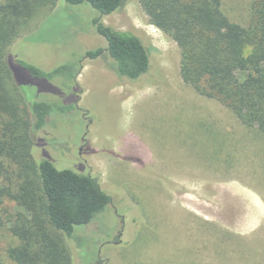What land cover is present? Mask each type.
I'll return each instance as SVG.
<instances>
[{"label":"rangeland","instance_id":"obj_1","mask_svg":"<svg viewBox=\"0 0 264 264\" xmlns=\"http://www.w3.org/2000/svg\"><path fill=\"white\" fill-rule=\"evenodd\" d=\"M252 2L223 0V11L246 26ZM96 18L137 35L159 79L133 86L103 60L84 58L85 46L105 44ZM11 50L44 71L69 67L46 81L20 70L27 101L53 106L36 133L35 159L97 176L112 198L67 239L73 264H264V136L183 82L177 43L151 24L139 0L102 17L89 4L58 0L28 22ZM21 210L0 202V264H14L10 227Z\"/></svg>","mask_w":264,"mask_h":264},{"label":"trees","instance_id":"obj_2","mask_svg":"<svg viewBox=\"0 0 264 264\" xmlns=\"http://www.w3.org/2000/svg\"><path fill=\"white\" fill-rule=\"evenodd\" d=\"M64 1L72 6L89 4L101 17L124 4V0ZM139 1L151 24L177 43L183 82L264 136V0H253L246 26L231 21L223 11V0ZM57 2L0 4V202L9 199L22 209L13 215L10 227L18 241L7 251L14 264H73L67 239L76 227L94 222L112 201L97 176L58 170L50 160H36L33 154L41 143L36 133L46 125L53 106L27 101L20 70L34 81H46L68 75L69 67L44 71L14 57L10 48L29 21ZM94 27L105 44L85 46L84 58L103 60L122 82L133 86L159 79L160 67L137 35L117 31L100 18L94 20ZM82 68L80 63L71 75L74 82Z\"/></svg>","mask_w":264,"mask_h":264}]
</instances>
